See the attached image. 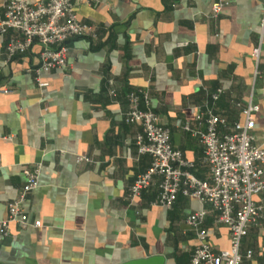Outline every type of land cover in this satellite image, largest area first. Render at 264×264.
Segmentation results:
<instances>
[{"label":"crops","instance_id":"obj_1","mask_svg":"<svg viewBox=\"0 0 264 264\" xmlns=\"http://www.w3.org/2000/svg\"><path fill=\"white\" fill-rule=\"evenodd\" d=\"M213 1L80 3L77 19L92 35L67 41L62 69L38 70L35 42L6 58L4 43L14 33L0 35V217L24 183L22 168L39 166L36 186L21 201L26 224L9 222L0 238V264H130L152 256L148 264H188L195 240L185 217L200 209L210 245L228 247L227 228L207 203L178 193L169 208L154 204L156 181L127 196L149 156L136 151L139 124L122 118L126 93L145 91L172 146L192 162L190 172L206 179L202 145L183 124L202 128L193 115L206 105L228 124L240 120L231 102L250 94L258 105L254 143L264 148V0H224L216 15ZM258 42L254 77L250 51ZM253 200L263 209L241 239L240 249L251 251L241 264H264V190Z\"/></svg>","mask_w":264,"mask_h":264},{"label":"built area","instance_id":"obj_2","mask_svg":"<svg viewBox=\"0 0 264 264\" xmlns=\"http://www.w3.org/2000/svg\"><path fill=\"white\" fill-rule=\"evenodd\" d=\"M98 0H2L0 10V35L13 31L4 43V54L10 58L21 54L35 42L38 47V70L62 69L66 67L67 41L73 37L92 35L91 26L77 19L76 5L96 4ZM226 5L224 0H214L210 6L212 15ZM264 25V3L260 17ZM179 43V44H183ZM259 42L251 48L257 75ZM37 86L44 82L36 79ZM2 89V92H8ZM112 93V91H110ZM221 93L216 88L210 93L212 101ZM127 109L123 114L125 123H138L140 130L135 135L137 153L149 156L148 166L138 173L127 189L129 198L137 196L156 181L154 204L169 208L178 193L194 197L199 203H207L216 212V221L225 225L229 245L226 249H214L208 239L202 221L203 209L190 212L185 223L194 234V247L188 264H241L249 258L251 251L240 249V243L248 228L261 216L263 205L253 196L264 190V148L254 143L253 115L258 105L250 99L245 102L232 101L241 119L228 124L224 117L213 112L211 106L197 109L193 115L196 125L183 124V129L197 137L202 145V161L208 169L206 179H198L191 172L192 162L184 158L170 141L169 129L159 121V116L149 107L145 91L126 93ZM144 104L139 108V101ZM225 128L221 131L219 128ZM76 161L84 159L77 155ZM38 165L23 167L24 183L18 195L6 203V216L0 217V238L8 233V223L16 222L23 227L27 222L21 201L37 184ZM33 226L39 221L32 222Z\"/></svg>","mask_w":264,"mask_h":264},{"label":"water","instance_id":"obj_3","mask_svg":"<svg viewBox=\"0 0 264 264\" xmlns=\"http://www.w3.org/2000/svg\"><path fill=\"white\" fill-rule=\"evenodd\" d=\"M152 261H156V257H149V258H146V259H139V260H136V261H132V263L130 264H148Z\"/></svg>","mask_w":264,"mask_h":264}]
</instances>
